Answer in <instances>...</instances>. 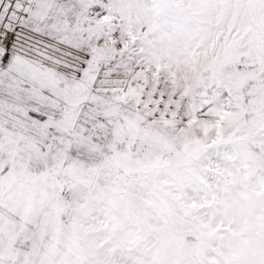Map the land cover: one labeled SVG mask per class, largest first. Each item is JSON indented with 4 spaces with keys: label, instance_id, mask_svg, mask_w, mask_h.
<instances>
[{
    "label": "snow or ice",
    "instance_id": "snow-or-ice-1",
    "mask_svg": "<svg viewBox=\"0 0 264 264\" xmlns=\"http://www.w3.org/2000/svg\"><path fill=\"white\" fill-rule=\"evenodd\" d=\"M0 264H264V0H0Z\"/></svg>",
    "mask_w": 264,
    "mask_h": 264
}]
</instances>
